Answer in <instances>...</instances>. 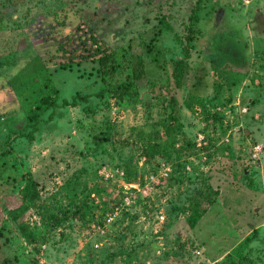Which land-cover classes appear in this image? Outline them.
<instances>
[{"label": "rangeland", "instance_id": "374dc122", "mask_svg": "<svg viewBox=\"0 0 264 264\" xmlns=\"http://www.w3.org/2000/svg\"><path fill=\"white\" fill-rule=\"evenodd\" d=\"M239 263L264 264V0H0V264Z\"/></svg>", "mask_w": 264, "mask_h": 264}, {"label": "trees", "instance_id": "16d2710c", "mask_svg": "<svg viewBox=\"0 0 264 264\" xmlns=\"http://www.w3.org/2000/svg\"><path fill=\"white\" fill-rule=\"evenodd\" d=\"M191 33L187 36L188 41L190 42V38H191ZM187 49V48H186ZM186 56H189V50H186ZM106 59H107V55H105V57L103 56L101 58V62L103 63L104 66H106ZM109 64V63H108ZM140 64V62H139ZM110 66L107 68L106 73H110V72H115L117 69V65H112L109 64ZM186 70V61L185 59H177L175 61V65H174V69H173V77L175 78L177 84L181 83V79L184 75V71ZM136 78H140L142 76V70H138L137 74H135ZM109 87V86H108ZM112 89L113 92L116 96H118L120 99H123V97L125 95H130L133 96L135 95V91L132 90V86L129 83H121L119 85L116 84H112ZM57 93V91H55ZM101 94V93H99ZM78 98L79 95H73L72 99H63L62 101V105L63 106H77L78 104ZM82 99L84 100H88L89 95H84L81 96ZM42 103L41 104H37L35 107H33L30 110V118L34 121L32 124V131L29 132V139L33 140L35 138V134L34 131H37L39 129V124H40V120L38 119L40 111L44 110L46 107L43 105L45 103V101L47 102L48 100L51 101V104L53 105V110L51 111V113L48 116V121H51L56 113L55 111V107L57 106V102L55 101V99H50L49 97H42L41 98ZM147 154V152H144ZM165 162H167L166 160H164ZM122 169V168H121ZM123 170L127 173V170H125L123 168ZM173 177V176H172ZM171 177V178H172ZM126 178L130 181V177L127 176ZM174 178V177H173ZM20 197H21V204L19 206H17L16 208H13L10 210V214L12 215V218L16 221H18L21 216L24 214V212H26L29 208H30V203H32V200H34L35 198L39 197V191L37 190V186H36V182L32 179L30 180L23 189L20 190L19 192ZM209 200V199H208ZM115 204H117V202H115ZM200 201L198 199H193L191 202V205L189 207H186L184 210L185 211H189L190 214L188 215V222L191 226H195L199 220L203 217L205 210L201 209L200 207ZM112 209H114V207L112 206ZM111 209V210H112ZM82 211V206L79 205V207L77 208V210L74 212V214H79ZM53 218L58 221L59 217L58 215H54ZM19 229L23 235V237L31 243H34L36 241V236L34 234V232L30 229L29 225L25 222H20L19 223ZM232 255V253H229V255ZM237 254L242 255L241 251H238ZM245 258L247 259V255L245 256ZM240 264V263H239Z\"/></svg>", "mask_w": 264, "mask_h": 264}, {"label": "built area", "instance_id": "2783aa9c", "mask_svg": "<svg viewBox=\"0 0 264 264\" xmlns=\"http://www.w3.org/2000/svg\"><path fill=\"white\" fill-rule=\"evenodd\" d=\"M197 142H198V146L201 147V146H203V144L205 145L206 143H208V139L206 138L205 135L200 134L199 137H198ZM262 151H263L262 145L259 144V143L255 144L253 146V149H252L251 157L254 158V159L259 158ZM166 163L167 162L164 161L161 164L163 166L162 167L163 168V173H162V175L160 177L157 176V173H152V175H151V181H150V187H151V189H154L155 186L160 183L161 178L163 179L165 176H168V174L170 172V169L168 167H165L167 165ZM124 174H125V171L122 169L121 172L120 171L117 172L116 176L117 175L118 176H121V175L124 176ZM111 176H114L113 173L110 174V172H107L106 171L105 178L107 180H109V179L113 180L114 177H111ZM131 183H133V182H130V184ZM125 196H124L125 198L123 199V202L121 203V206L123 204L126 206L130 202L131 197L129 196V194L128 195H125ZM121 206H116L113 209V211L108 214L107 218L105 219V221H106L105 223L111 222V221L114 220L115 216L118 214L119 210L121 209ZM107 226H108L107 224H101V223L93 224L94 229H96L98 227V231L102 235H104L107 232V229H106Z\"/></svg>", "mask_w": 264, "mask_h": 264}]
</instances>
